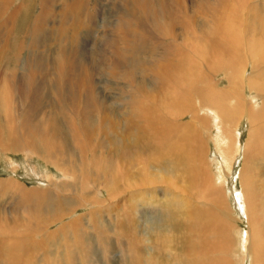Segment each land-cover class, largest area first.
<instances>
[{"label":"bare ground","instance_id":"bare-ground-1","mask_svg":"<svg viewBox=\"0 0 264 264\" xmlns=\"http://www.w3.org/2000/svg\"><path fill=\"white\" fill-rule=\"evenodd\" d=\"M101 74L123 84L117 109ZM0 104V154L40 148L56 173L41 176L42 190L0 181V264H264L249 164L264 163V0H0ZM63 121L117 176L58 149ZM141 145L154 153L135 178L122 160ZM239 161L241 235L227 193ZM73 180L89 186L82 197L66 194ZM113 194L124 196L110 203Z\"/></svg>","mask_w":264,"mask_h":264},{"label":"rangeland","instance_id":"rangeland-1","mask_svg":"<svg viewBox=\"0 0 264 264\" xmlns=\"http://www.w3.org/2000/svg\"><path fill=\"white\" fill-rule=\"evenodd\" d=\"M21 1L22 0H18V2H21ZM244 9L246 11H244ZM241 10H243V12H244V16H242L244 19L242 18L243 19L242 22L243 23H246V22L249 21L248 20V17H247V14H246L247 13V10H248L247 9V6L246 7H243L242 6ZM243 12H242V14H243ZM24 16H25V14H24ZM24 16H23V18H24ZM252 20H256V19H252ZM21 21H22V17H20L19 22H21ZM86 42L84 41V44H82L83 47H85L86 44H87V46L90 47L91 43H89V41L87 43ZM88 44H90V45H88ZM24 47H27V46H24ZM24 52H25V49H24ZM25 54L26 53H23V58L26 56ZM100 78H99V82H100V84H99V88L100 89L99 90H102L103 89L108 97L115 99L114 101L116 103H113L114 106L113 105L112 106L115 109H117L119 107V105L122 104L123 100L128 97V95L123 90V87H122L123 84L122 83H119L116 86L115 85V82L110 83V79L106 75H103V74H101V77ZM107 83H108V85H107ZM103 85H105V86H103ZM106 85L108 86V88L109 87L112 88V90L111 91H108ZM101 87H103V88H101ZM123 93H125V94L122 95ZM3 115H4L3 105L0 104V119H3ZM65 121H67V120H65ZM65 121H63V124L61 126V129L62 130L60 129V132L62 133V135H63L64 138H67V139H65L67 141V143L65 145L66 146L68 145V146L66 147L67 149H64V150H63L62 147H58V149L61 148L60 151H62L65 155H70L69 153H71L72 155L70 157H71V160L72 161H75V159L80 158L81 155L83 154V157H81V158H82V160H84V163L85 164L87 163L86 164V167L88 165V168H89V166L91 167L90 169H92V167H93L94 169H96L97 171L102 172V173H103V169H104V173L108 175L107 176L108 178H111L113 176H117V168H116L115 163H111L110 164L112 167L110 165H106L104 167H101V165L99 166V164H96V163H94V162L91 161L90 158H92L91 152L93 151V148L90 145H88L85 141H83L82 138L80 140L79 137H77L78 138L77 139V142H75L74 139L72 138L73 142H71L72 140L68 136V133L66 132L67 135L65 134V131H67L66 130L67 129V126L65 127V125H64L66 123ZM96 121L98 122V119ZM247 127L248 126L246 125V122L245 121L242 122L241 127H240V129H241L240 132L242 133V137H241L242 138L241 139V143L242 144L245 143V141H246V139L248 137V131H247L248 128ZM0 129H1L0 132L3 133L2 126H0ZM63 129H65L64 132H63ZM84 144H86V145H84ZM69 145L72 148L69 147ZM82 145H83V147H82ZM208 145H209L208 146L209 149L211 148L210 155H209V160H210L211 165H212L211 170H212L213 173L219 174V165H220V163L222 161H221L220 157L214 152V147L213 146L211 147L210 142L208 143ZM73 146H74V148H73ZM84 147H86V148H84ZM73 149H75L76 152ZM88 153L91 154V155H89ZM153 153L154 152L151 150V148L149 147V145L148 146H145V147H144V145H141V146H139V149L135 152V154L132 157H130L129 159H124V160H122V162L125 165H131V167H133V171H135V176L134 177L137 178L138 174L141 175L142 173H144V174L149 173L150 169L148 170L147 167L149 166L150 158L152 157V154ZM44 154H45V152L42 149L40 150V148H39V150L37 151L36 154H31L32 156H28V157H26L23 154V152H21V153L20 152L7 153L5 156L2 155V154H0V181L6 180V179H11V180H14V181L18 182L20 185L23 184L22 186H24L26 190H31V191L32 190H35V189L36 190H38V189H41L42 190L43 188H45L44 185H47L48 182L45 181L44 178H41V176L45 175L46 174L45 173L46 171L49 174L54 175V176L56 174L54 172L52 166L50 164H47L46 161H44L45 160L44 159V157H45ZM73 154L74 155L76 154V158L75 159H74L75 156H73ZM157 154H158V152H157ZM161 154H163V152H161ZM159 155H160V152H159ZM40 157L43 158L44 160L40 159ZM87 161H89L90 164ZM249 164L252 167L253 171H255L254 172L255 180L257 179L256 180V184H257L256 185V188L258 190H260L258 192V194L260 195V198L262 196L264 197V163H263V161H250L249 160ZM91 165H93V166H91ZM114 165H115V167H114ZM142 167H144V169H142ZM145 167H146L147 170L145 169ZM241 167H242V162L239 161V164L238 165H235V168L233 170L234 176L228 180V184H227V187H228L227 193L230 195L229 196V203H230L229 204V207H230L231 210L233 209L232 210L233 217L235 219H237V218L239 219V220L237 219V221L239 223L235 222L236 224L234 223V225L236 227V232H240V235L243 234L244 231H246V228H247L246 220H245L244 215H243V213L241 211V208H239L240 207V203L236 199V194H239L240 193V185H239V180H238L239 178H238L237 174L239 173V170L241 169ZM12 168H14L13 171H11ZM107 168H110V169L108 170ZM107 170H108L109 174L107 173ZM143 170L145 172H143ZM75 181L76 180L71 181L72 183L69 182V183L72 184V186H70L71 184H69L70 191L69 192H66V194L69 193L71 195L73 193L72 195H74V194L76 195L77 194L76 196L82 197V194H81L82 190L80 192H78V191L80 189H82L83 187L88 188L89 186L86 183H82V182H79V181H76L77 183L79 182L78 185H76L77 183H75ZM115 181H117V183H118L119 182V178L116 179V180H113V182H115ZM130 182H132V181H130ZM73 183H75V185ZM174 183H176V182H174ZM131 184L126 183V187L130 188L131 187ZM86 186H88V187H86ZM179 186H180V184H179ZM179 186L178 185L177 186L176 185H173L172 187L175 189L176 187L179 188ZM182 186H180V187L182 188ZM85 188H83V189H85ZM150 188H147V189L149 190ZM41 190H39V191H41ZM130 191H131V189H129V192ZM127 192H128V190H127ZM78 193H79V195H78ZM116 195L117 194H113L112 200L110 201V203H113V202L115 203V202L119 201L122 196H124V195H120V196H118V195L116 196ZM156 196H157V199L155 200L156 203L163 202V199L159 198L158 195H156ZM263 197L261 198L263 200V201L261 200V204H262L261 206L263 208L262 207L261 208H262V213H263V218H264V198ZM113 199L114 200L116 199V200L114 201ZM75 203L77 205V202H75ZM130 203H132V202H130ZM139 203L144 204V202L142 200L139 201ZM5 206H8V205H5ZM146 210L144 209V213H141V218L142 219H141V221H139V223L141 222L140 223L141 224V229H143V226H142L143 222L142 221L144 219H147L148 217H150L151 216L150 214H152L150 212V210H148V209H146ZM116 211H119V213L121 215L124 212V208L121 207L120 209H117ZM116 211H115V214L117 213ZM87 212H88V208H79V209H76L75 214L77 216H79V215H86ZM58 226H59V224L57 222L54 223V226L53 225H50L52 231L55 230L56 229L55 227H58ZM175 234H176V231L173 232V235H175ZM238 242H239V244L241 243V239L240 238H239V241ZM95 247H94V249L97 252V249ZM176 247H177L178 250L180 249V247H178V245H176ZM239 247H241V244L239 245ZM113 249H114L113 252H115V248H113ZM94 254H95V252H94ZM114 256H115V253H113V257ZM112 260H113V264H116L117 263V259L115 257H114V259L112 258ZM29 262H32V261H29ZM237 264H241V263L238 262ZM245 264H249V262L246 261Z\"/></svg>","mask_w":264,"mask_h":264}]
</instances>
